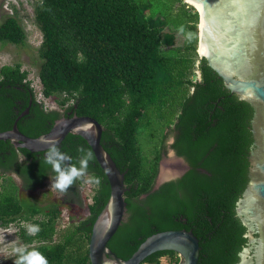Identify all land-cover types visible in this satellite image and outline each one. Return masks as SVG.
<instances>
[{
	"label": "trees",
	"instance_id": "1",
	"mask_svg": "<svg viewBox=\"0 0 264 264\" xmlns=\"http://www.w3.org/2000/svg\"><path fill=\"white\" fill-rule=\"evenodd\" d=\"M157 8L153 0H38L35 24L42 32L38 54L43 61L39 76L46 97L55 99L59 111H47L37 101L22 63L1 68L0 104L12 128L17 121L14 101L25 100L31 112L18 127L33 138L49 133L62 118L61 111L103 125L102 144L125 173L128 189L127 218L109 242L118 257L130 259L154 234L188 230L200 239L198 264H237L248 243L237 202L250 181L255 110L200 57L199 11L185 0H169L168 16ZM181 26L185 44L179 48L175 45ZM0 42L29 46L21 18L9 16L0 23ZM170 138L171 148L189 169L155 189ZM1 144L0 153L7 152L5 142ZM81 146L93 152L88 172L100 183H91L89 215L79 222L69 216L67 224L63 207L24 202L7 173L13 168L27 177L31 184L26 189L42 185L54 175L44 163V152L12 147L9 166L0 159L5 173L0 225L19 226L23 244L42 252L49 264H92L93 228L111 199L109 179L88 142L69 134L59 147L75 162ZM20 154L28 158L23 165L18 163ZM74 185L79 189L86 181ZM26 224L39 225L41 231L28 235ZM180 261L177 252L167 250L142 264Z\"/></svg>",
	"mask_w": 264,
	"mask_h": 264
},
{
	"label": "water",
	"instance_id": "2",
	"mask_svg": "<svg viewBox=\"0 0 264 264\" xmlns=\"http://www.w3.org/2000/svg\"><path fill=\"white\" fill-rule=\"evenodd\" d=\"M186 1L198 9L203 8L199 25L200 57L208 60L229 90L255 110L251 125L254 143L249 157L250 181L237 202V214L247 228L248 243L240 252L237 264H264V0ZM72 114L58 120L49 133L38 138L21 132L18 119L12 130L0 132V141L11 140L19 148L45 152V141L55 140L60 146L69 134H77L91 146L112 190L111 199L93 228L92 264H142L151 255L167 250L180 255L179 264H198L200 239L188 230L154 234L128 260L118 257L109 248V242L128 214L125 173L102 144L103 125L92 117ZM162 164L163 160L161 169ZM185 172L167 178L159 175L155 189Z\"/></svg>",
	"mask_w": 264,
	"mask_h": 264
},
{
	"label": "rangeland",
	"instance_id": "3",
	"mask_svg": "<svg viewBox=\"0 0 264 264\" xmlns=\"http://www.w3.org/2000/svg\"><path fill=\"white\" fill-rule=\"evenodd\" d=\"M37 2L38 0H0V23H2L5 18L9 16H18L23 21V24H25L29 33V46L27 47L28 49H24V53L17 50L14 45H8L5 47L0 44V69L3 66L13 63L14 61H21L23 64V70H30L35 75H39L43 61L38 54L39 46L42 42V32L35 24V8ZM153 2L155 3V6L158 5L159 10L158 8L157 10L160 14L162 13L165 16L170 15L171 11L168 8H165L168 7L169 0H153ZM177 38L178 42L175 46L179 48L183 47L185 44V36L182 33L177 32ZM25 55L27 58L23 57ZM198 74L200 78V72H198ZM52 103L56 105L55 100H53ZM173 141V138L169 139L168 149L163 155L160 177L163 176V172L165 170L169 171L172 176L181 174L187 170L186 160L177 156V154L174 153L175 150L171 148ZM2 181L3 180L0 179V182ZM15 182L17 183V179H15ZM91 191L92 184L90 182H86V186H84V195L88 204L90 202L89 194ZM30 195H32V193L29 195L24 194V197L21 199L24 202H31L42 207L51 206L52 203L50 205V202H54L56 199L60 201L62 200V196L57 192L50 191V187L45 188L44 191L36 192L33 197L37 198V202L31 201L30 197L32 196ZM63 210L66 216L64 224L70 222L69 216H72L75 222H79L88 214V210L85 207L64 206ZM18 228L6 230V228L1 227L0 225V264H14L15 256L13 255V248L25 246L20 239V227L18 226Z\"/></svg>",
	"mask_w": 264,
	"mask_h": 264
},
{
	"label": "clouds",
	"instance_id": "4",
	"mask_svg": "<svg viewBox=\"0 0 264 264\" xmlns=\"http://www.w3.org/2000/svg\"><path fill=\"white\" fill-rule=\"evenodd\" d=\"M181 33L185 32L183 26L179 28ZM191 34H189V37ZM46 149L43 157L44 163L49 165L54 175L50 176V191L57 192L61 196L68 193L69 188L77 181H86L99 184L100 180L89 174V164L94 160L91 149L81 146L77 148L78 158H74L67 152L61 151L59 144L55 140L45 141ZM28 235L36 236L41 228L36 224H26ZM15 256L14 264H49L48 258L39 250L27 246L13 248Z\"/></svg>",
	"mask_w": 264,
	"mask_h": 264
},
{
	"label": "flooded vegetation",
	"instance_id": "5",
	"mask_svg": "<svg viewBox=\"0 0 264 264\" xmlns=\"http://www.w3.org/2000/svg\"><path fill=\"white\" fill-rule=\"evenodd\" d=\"M195 8L200 13V9H198L197 7H195ZM200 17H201V14H200ZM0 44L4 45L5 47H7L8 45H13V44H10V43L9 44H3L2 42H0ZM14 46H16L17 50H19L22 53H24L25 50L28 49L27 47H23V46H17V45H14ZM23 57L27 58L26 55L23 56ZM19 63H21V61H14L13 63H11L9 65L15 66V65H17ZM1 80H2V75H1V69H0V81ZM25 103H26L25 100H22V99L16 100V101H14L13 108H12L13 111H14L13 113L16 116V120H18V119L20 121L22 120L24 124L26 123L25 117L28 116L30 114V112H31V107L30 106L29 107L25 106ZM54 110H58L59 111V109H54ZM51 111H53V110H51ZM71 112L72 111H61L62 118L68 117ZM10 120H11L10 116L6 117V114H5V111H4L3 107H2V104H0V132L1 131H10V130H12L14 128V126L12 128L8 127V121L10 122ZM6 127H8V128H6ZM3 142H5V146H6L8 151L7 152H3L2 151L0 154L3 153V155H1L2 157L0 156V159L3 162V164H5L6 166H9L10 162L8 161V156L12 155V153H13V150H12L13 148L12 147H15V148H19V147H17L15 145V143H13L11 140L10 141H3ZM0 147L4 148V146L2 144H1ZM39 156L40 155H38V158H39ZM32 159H34V158H32ZM27 161H28V158L25 155H23V154L19 155V160H18L19 164L23 165ZM7 173L9 174V176H12L14 179H17V183L19 184V186L21 188L20 192H19L20 197L23 198L24 194L29 195L30 193H32V195H30V196H32V197H30V199L33 202H37V198L33 197V196H35L37 191H44L45 188L50 187V183H51L50 177L48 179H46L43 182L42 185H37L36 188H34V189H32V188L31 189H26V186L28 184H31L28 181L27 177L20 175L18 172H16V170L14 171L13 168H10V170L7 171ZM4 175H5L4 171L3 172L0 171V178L4 177ZM28 178H31V176L28 175ZM2 180H3V178H2ZM51 203H52V205H58L60 207H64V206L85 207L88 210V214L87 215H89V204L87 203V199H86V197L84 195V187H80L78 189V188H76L75 185H73V186H71L69 188L68 193L66 195L62 196V200L61 201L56 199L54 202H50V205H51Z\"/></svg>",
	"mask_w": 264,
	"mask_h": 264
},
{
	"label": "built area",
	"instance_id": "6",
	"mask_svg": "<svg viewBox=\"0 0 264 264\" xmlns=\"http://www.w3.org/2000/svg\"><path fill=\"white\" fill-rule=\"evenodd\" d=\"M26 71L29 72V75H28V78H27L26 81L30 82L31 87L34 90V93H35L37 101L40 104H42L47 111H51V110H54V109H59V106H58L56 101H55L56 105L54 103H52V101L55 100V99L46 97V95L44 93L43 83L41 81L40 76L39 75H35L30 70H26ZM67 106H69V105H67ZM89 200H90L89 203H92V198L89 199ZM1 227L6 228V230H12V229H15V228L17 229L18 228L16 226V224H11L8 227H5V226H1Z\"/></svg>",
	"mask_w": 264,
	"mask_h": 264
},
{
	"label": "bare ground",
	"instance_id": "7",
	"mask_svg": "<svg viewBox=\"0 0 264 264\" xmlns=\"http://www.w3.org/2000/svg\"><path fill=\"white\" fill-rule=\"evenodd\" d=\"M199 8H200V11L202 12V11H203V8L200 7V6H199ZM164 168H165V167H164ZM163 171H164V170H163ZM170 176H172V174H171L169 171L165 170V171L163 172V177H164V178H167V177H170Z\"/></svg>",
	"mask_w": 264,
	"mask_h": 264
}]
</instances>
